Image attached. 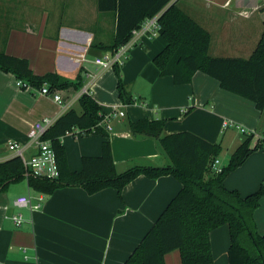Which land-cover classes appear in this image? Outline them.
Segmentation results:
<instances>
[{
    "label": "crops",
    "instance_id": "0c3cea01",
    "mask_svg": "<svg viewBox=\"0 0 264 264\" xmlns=\"http://www.w3.org/2000/svg\"><path fill=\"white\" fill-rule=\"evenodd\" d=\"M13 1L6 7L7 0H0V51L27 59L36 75L53 72L73 80L81 73L84 81L81 90L59 91L64 100L61 106L52 96L18 86L13 74L0 70V163L13 158L10 142L28 145L36 121L46 117L58 120L71 109L81 112L78 96L85 87L109 116L105 122L112 130H107V138L84 135L77 129L62 137L71 171L82 170L83 157L100 156L105 141L110 142L118 172L134 164L163 166L167 161L157 142L136 139L129 130L131 121L142 118L165 120V134L191 132L220 144L217 159L222 166L221 156L230 160L248 135L263 140L264 111L253 102L222 89L203 72L184 85L160 74L153 58L166 42L158 32L141 34L118 65L126 91L134 100L126 104L120 99L114 67L102 69L94 62L108 53L97 46L114 42L117 12H100L98 0H72L69 16L57 18L46 0L40 6L39 0H16V6ZM174 2L211 34L212 57L249 59L262 39L264 0ZM84 51L86 60L77 63V55ZM115 106L125 115H110ZM254 145L255 140L251 147ZM26 153L33 155L34 147H27ZM224 184L242 196L264 187V149L252 152ZM181 189L173 176L151 179L145 175L127 184L122 198L114 188L93 195L78 187L44 194L31 189L27 181L12 184L0 192V264H125ZM29 195L36 202L41 200L38 209L16 205L19 197ZM18 214L23 216L21 225L13 220ZM254 220L258 232L264 234V197ZM210 242L213 264H229L228 225L213 230ZM165 264H182L180 251L168 253Z\"/></svg>",
    "mask_w": 264,
    "mask_h": 264
},
{
    "label": "trees",
    "instance_id": "16d2710c",
    "mask_svg": "<svg viewBox=\"0 0 264 264\" xmlns=\"http://www.w3.org/2000/svg\"><path fill=\"white\" fill-rule=\"evenodd\" d=\"M98 10L118 14L114 42L98 45L100 49L117 51L131 39L134 30L158 16V33L166 46L153 58V63L162 76H171L175 84L184 85L191 83L197 72H203L217 80L222 89L253 102L258 110L264 111V33L249 59L212 57L209 54L211 34L174 0H98ZM260 17L264 24V8ZM114 69L119 78L120 99L133 104L118 65ZM0 70L35 89H42L45 84L50 91L83 87L81 73L73 80L53 72L36 75L27 59L4 51H0ZM78 104L81 112L69 110L43 137L55 150L59 177H26L20 157H13L0 163V192H6L12 184L27 181L31 189L44 194L78 187L93 195L114 188L122 198L124 187L140 175L151 179L173 176L182 184L181 191L125 264H165V256L174 250L180 251L182 264H213L210 233L223 225H228L230 231L229 264H264V234L258 232L254 220V212L264 197V187L242 196L224 184L227 176L252 152L264 149V140L248 135L222 171L213 173L211 165L222 151L220 144L191 132L165 134V120L142 118L131 121L129 130L136 139L151 138L157 142L167 161L163 166L134 164L118 172L110 142L105 141L101 155L83 157V168L76 172L69 168L62 137L75 129L84 135L95 133L109 137L101 125L106 115L99 103L84 93ZM254 140L255 145L251 147Z\"/></svg>",
    "mask_w": 264,
    "mask_h": 264
},
{
    "label": "built area",
    "instance_id": "2783aa9c",
    "mask_svg": "<svg viewBox=\"0 0 264 264\" xmlns=\"http://www.w3.org/2000/svg\"><path fill=\"white\" fill-rule=\"evenodd\" d=\"M159 30L158 25V16H155L151 19L145 21L140 29L134 30L132 33L131 39L123 46H121L115 52H108L104 54L102 57L96 58L94 60L95 64L101 67L102 69H109L114 67L115 65H120L122 63L123 56L129 51V49L133 46V44L138 40L141 34H148V33H156ZM86 53H80L76 57L77 63H82L86 60ZM18 86L23 87L25 89H32L35 92L41 95H48L52 96L54 101L58 105H63L64 100L62 95L59 91H50L48 85L45 84L42 89H35L31 85L24 83L22 81L17 82ZM88 88L85 87L81 93L79 94L78 98L81 97L82 94L88 93ZM119 107L115 106L113 108L112 114H118L119 116H124V112L118 111ZM109 116H106L108 118ZM106 121V119H105ZM103 122L101 125L108 131H111L112 128L106 122ZM57 122V119L46 117L41 120L36 121L30 131H29V141L28 145H22L18 142H10L8 145L9 150L13 153V157H20L24 167H25V175L26 177L33 176V177H41V178H49V179H56L60 175L58 161L56 157V153L52 144L49 140H44V135L51 129ZM224 127L228 126V123L224 122ZM264 140V138H263ZM27 147H34L35 153L31 156H28L26 151ZM211 169L213 173H220L223 169V166L220 165L218 159H216L212 165ZM41 201V200H40ZM36 202L32 196H21L17 199L16 205L19 207H27L31 210H36L41 206V203ZM13 220L17 225H21L23 222V216L18 214L13 217Z\"/></svg>",
    "mask_w": 264,
    "mask_h": 264
},
{
    "label": "rangeland",
    "instance_id": "374dc122",
    "mask_svg": "<svg viewBox=\"0 0 264 264\" xmlns=\"http://www.w3.org/2000/svg\"><path fill=\"white\" fill-rule=\"evenodd\" d=\"M15 1L16 0H14L12 2L14 4L13 6H16V2ZM69 1H72V0H46V3L52 9V15L57 17V18H61V17H64V16L68 15L67 13L70 12L71 9H72L70 4H69ZM42 2H43V0H39L38 5L39 6L42 5ZM8 4H10V0H7V6L6 7H8ZM40 11H41V8H40ZM1 32L5 33L6 31H1ZM51 32L52 31H49V33H51ZM126 120L129 122V118L128 117H126ZM220 161H221L222 164L226 165V164H228L229 157H227L225 154H223L221 156V158H220Z\"/></svg>",
    "mask_w": 264,
    "mask_h": 264
}]
</instances>
